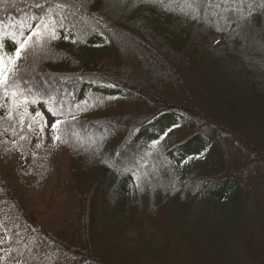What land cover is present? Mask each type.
Here are the masks:
<instances>
[{"label": "trees", "instance_id": "16d2710c", "mask_svg": "<svg viewBox=\"0 0 264 264\" xmlns=\"http://www.w3.org/2000/svg\"><path fill=\"white\" fill-rule=\"evenodd\" d=\"M72 2L86 22L73 30L78 43L53 41L55 55L23 67L46 92L30 112L50 126V95L76 115L61 117L57 142L70 156L57 173L74 210L61 229L45 226L34 209L53 174L43 137L28 118L22 132L5 119L0 225L35 264H264V0H246L251 31L244 21L224 32L184 15L187 0H163L175 12ZM45 12L0 0V18L17 25Z\"/></svg>", "mask_w": 264, "mask_h": 264}, {"label": "snow or ice", "instance_id": "6c2138e0", "mask_svg": "<svg viewBox=\"0 0 264 264\" xmlns=\"http://www.w3.org/2000/svg\"><path fill=\"white\" fill-rule=\"evenodd\" d=\"M4 2L7 3L8 0H4ZM124 2L125 0H121V3ZM17 3H22L29 8L46 10V12L41 16H29L19 25L13 20L0 18V109L5 110V116L0 117V121L6 119L12 123L18 122L22 132L25 118H28L31 121L27 124L28 130L33 131V124H35L39 132L43 134L47 127V120L39 110L34 114L30 112L29 106L41 103V98L46 95V92L40 93L39 89L34 90L35 85L31 84V78L28 77L23 65L30 56L39 57L40 53L49 56L55 55L51 48L53 41L65 39L73 44L78 43V38H73V30L85 31L83 24L86 22L81 21V25H77L76 21L80 17L77 16L75 9L79 5L72 0H57L52 4H49L47 0H44L43 3L40 0H11L12 7H15ZM139 4L160 5L166 11L175 12V9L170 4L165 5L163 0H134L133 6H139ZM185 6L191 11L190 13L184 12V15H190L193 20L211 24L218 32L229 31L232 24L245 27L244 21L249 22L247 28L251 31V17L256 12V9L251 4H247L246 0H187ZM33 19L37 21L35 25L31 22ZM90 19H94V17H90ZM65 30H67L66 34ZM6 41H10L13 45L11 53L6 50ZM110 86L117 87L115 84ZM43 103L51 115L56 118L51 128L53 140L59 142L62 126L67 124V120L61 119V117L66 115L75 120L76 115L71 108L65 113L64 108L56 106L55 98L50 95L43 100ZM77 107L79 106L77 105ZM13 135H16L15 129H13ZM25 138L21 136V139ZM90 142L94 145L99 143L94 139ZM137 187H140L139 183ZM0 228L6 234L9 231L4 225H0ZM8 239L11 240L10 235Z\"/></svg>", "mask_w": 264, "mask_h": 264}, {"label": "rangeland", "instance_id": "374dc122", "mask_svg": "<svg viewBox=\"0 0 264 264\" xmlns=\"http://www.w3.org/2000/svg\"><path fill=\"white\" fill-rule=\"evenodd\" d=\"M223 40L221 36H216L214 42L220 43ZM254 39H251L252 42ZM158 67H151L149 75H159ZM166 71L162 74L165 75ZM200 88V87H199ZM54 120L51 118L50 126L44 129L43 134H40L43 138L42 142L46 149L47 159L50 167H52L53 174L50 175V179L43 187L44 192L37 196V204L34 209L41 215L43 223L46 227L52 230H58L63 227V224L68 221L74 208L69 201L67 195H64L59 187V174L60 170H68L67 163L69 161V153L63 148L58 146L57 141L53 140V131L51 125ZM245 163V164H244ZM246 162L238 161V164H234L239 169H245ZM58 172V173H57ZM9 234L5 233L0 228V264H35V258L33 257V249L17 248V242H13L12 237L9 241ZM15 244V245H14Z\"/></svg>", "mask_w": 264, "mask_h": 264}]
</instances>
